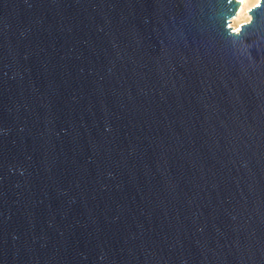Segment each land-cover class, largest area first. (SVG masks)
I'll list each match as a JSON object with an SVG mask.
<instances>
[{"label": "water", "instance_id": "obj_1", "mask_svg": "<svg viewBox=\"0 0 264 264\" xmlns=\"http://www.w3.org/2000/svg\"><path fill=\"white\" fill-rule=\"evenodd\" d=\"M0 0V264H264V0Z\"/></svg>", "mask_w": 264, "mask_h": 264}, {"label": "bare ground", "instance_id": "obj_2", "mask_svg": "<svg viewBox=\"0 0 264 264\" xmlns=\"http://www.w3.org/2000/svg\"><path fill=\"white\" fill-rule=\"evenodd\" d=\"M238 2H240V8H239L237 16L232 21L233 25L236 24L237 21H239L243 16L245 17L246 15L249 18V20L247 22H249L250 19H251V15L249 14L250 10L253 7L259 5L261 3V0H257L256 3L252 7H249V8H248L249 0H238ZM246 9H247V11H246ZM244 24H245V22H244ZM242 25H243V23L240 24V25H237L236 27L233 28V30L236 31V32H239L241 30Z\"/></svg>", "mask_w": 264, "mask_h": 264}, {"label": "rangeland", "instance_id": "obj_3", "mask_svg": "<svg viewBox=\"0 0 264 264\" xmlns=\"http://www.w3.org/2000/svg\"><path fill=\"white\" fill-rule=\"evenodd\" d=\"M256 1L257 0H249V4H248V8L249 7H252L255 3H256ZM247 8V9H248ZM247 9H246V11H247ZM235 19V17L232 19V21ZM249 20V18H248V16L246 15L245 17L243 16L239 21H237L236 22V24H232V21H231V23H230V27H232V28H234V27H236L237 25H240V24H244V22L245 23H248L247 21ZM251 20V19H250Z\"/></svg>", "mask_w": 264, "mask_h": 264}]
</instances>
